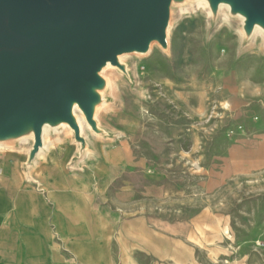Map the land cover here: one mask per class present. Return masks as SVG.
Instances as JSON below:
<instances>
[{"label":"rangeland","instance_id":"obj_1","mask_svg":"<svg viewBox=\"0 0 264 264\" xmlns=\"http://www.w3.org/2000/svg\"><path fill=\"white\" fill-rule=\"evenodd\" d=\"M241 43V32L225 17L209 32L205 6L181 12L172 20L168 54L154 45L145 57L124 58L134 63L139 93L110 72L118 104L100 120L115 139L98 140L85 129L96 152L83 161L145 164L154 216L170 224L156 225L167 245L145 254L108 229L84 239L96 244L81 245L80 235L65 238L42 225L44 244L0 246V264H264L263 37L245 50ZM49 145L64 159L75 153L70 133L50 141L47 152ZM2 188L14 189L9 181ZM20 201L13 194L7 203L15 231L22 227ZM205 211L217 222L208 233L193 223Z\"/></svg>","mask_w":264,"mask_h":264},{"label":"water","instance_id":"obj_2","mask_svg":"<svg viewBox=\"0 0 264 264\" xmlns=\"http://www.w3.org/2000/svg\"><path fill=\"white\" fill-rule=\"evenodd\" d=\"M203 5L212 33L223 17L242 34L241 50L263 37L264 0H0V153H24L30 168L50 141L70 133L69 168L117 133L103 112L118 104L110 72L139 93L127 56L157 45L169 53V30L181 12Z\"/></svg>","mask_w":264,"mask_h":264},{"label":"crops","instance_id":"obj_3","mask_svg":"<svg viewBox=\"0 0 264 264\" xmlns=\"http://www.w3.org/2000/svg\"><path fill=\"white\" fill-rule=\"evenodd\" d=\"M44 155L30 168L31 178L23 169L24 155L7 152L0 157V246H41L42 225L44 230L52 225L65 238L80 235L81 245L96 244L84 239L103 237L97 233L102 229L112 231L114 238H128L136 249L149 255L168 244L156 225L169 228L170 224L168 219L154 216V187L151 175L143 168L145 164L118 165L106 158H89L69 168L71 159L58 157L56 145H49ZM6 181L12 183L13 190L2 188ZM13 194L21 198L22 216L18 220L22 227L18 231L9 221L7 203ZM41 204L52 208L41 211ZM193 223L204 232L217 227L208 211ZM10 238L17 240L10 242Z\"/></svg>","mask_w":264,"mask_h":264}]
</instances>
